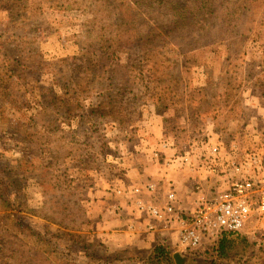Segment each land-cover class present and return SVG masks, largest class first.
Instances as JSON below:
<instances>
[{"label":"rangeland","instance_id":"rangeland-1","mask_svg":"<svg viewBox=\"0 0 264 264\" xmlns=\"http://www.w3.org/2000/svg\"><path fill=\"white\" fill-rule=\"evenodd\" d=\"M207 4L0 0V264H138L101 234L122 201L146 215L131 182L152 159L190 182L264 175V0ZM230 238L224 258L181 252L264 264V214Z\"/></svg>","mask_w":264,"mask_h":264},{"label":"built area","instance_id":"built-area-1","mask_svg":"<svg viewBox=\"0 0 264 264\" xmlns=\"http://www.w3.org/2000/svg\"><path fill=\"white\" fill-rule=\"evenodd\" d=\"M256 165L257 160L252 159L246 167ZM226 182L224 190L215 188L211 197L200 200L192 212L177 211L172 192L166 194V202L162 208L142 201H137L136 205L140 212H144L150 218L146 225L148 231L155 229L156 222L166 225L174 223L177 225L179 244L184 249L196 251L203 242H207L208 250L217 253L218 241L223 234L238 233L249 219L264 214L263 174L255 175L253 171ZM145 188L150 193L156 190L154 184H147ZM134 191L138 192L139 189Z\"/></svg>","mask_w":264,"mask_h":264},{"label":"crops","instance_id":"crops-1","mask_svg":"<svg viewBox=\"0 0 264 264\" xmlns=\"http://www.w3.org/2000/svg\"><path fill=\"white\" fill-rule=\"evenodd\" d=\"M156 135L158 137L161 136L159 130L158 133L156 132ZM172 167H165L159 160L155 159H152L151 164H143L141 168L142 173L139 174V178L138 176L135 177L136 180L133 178L134 181L131 183L134 186L135 184H141L142 186L146 183H153L156 186V190L153 193L145 191L146 194L142 195L141 200L162 208L166 202V194L172 192L175 196V209L188 213L194 211L200 200L210 198L215 188L224 190L227 186L222 181V184L218 185L217 181L222 178H217L214 175L207 176L209 175L208 172L203 170L196 172L199 175L196 176L193 182H190L188 179L180 177L177 172H173L170 169ZM132 197L136 199L134 196ZM121 207H123L122 210L118 213L112 212V215L109 216L118 229L101 235L109 237L110 240L114 239L115 244L121 245L123 248L118 251L126 249L124 253L130 255L128 260H136L135 263L141 264L142 262L139 259L142 256L140 255H147L143 254L145 252L150 255L156 246H162L171 255L177 252L182 254L181 250L184 248L179 244L177 225L172 223L166 226L164 223L156 222L155 229L148 231L146 228V225L150 222L148 216L143 214L144 216L141 215L140 219L136 213H131L130 209L133 208V204L131 208H128L125 206L124 201H122ZM178 245V249L172 248ZM133 254L135 257H133Z\"/></svg>","mask_w":264,"mask_h":264},{"label":"trees","instance_id":"trees-1","mask_svg":"<svg viewBox=\"0 0 264 264\" xmlns=\"http://www.w3.org/2000/svg\"><path fill=\"white\" fill-rule=\"evenodd\" d=\"M234 2L235 7H237L242 1H248V0H232ZM196 2L201 4L200 9L204 10L206 9V12H209L207 0H196ZM181 19V16L179 14H173V20L171 21V26L176 27L177 23ZM194 27V26H193ZM195 28V27H194ZM208 33H204V35H207ZM194 41L195 39L192 37H189V41L185 42V48L182 49V51H186L192 47H194ZM232 234H223L220 240L218 241L217 245V256L220 258H224L227 256L228 249L231 248L233 240L230 238ZM148 261L152 264H170L172 263V256L170 252H168L165 248L162 246H156L151 254L147 257Z\"/></svg>","mask_w":264,"mask_h":264},{"label":"water","instance_id":"water-1","mask_svg":"<svg viewBox=\"0 0 264 264\" xmlns=\"http://www.w3.org/2000/svg\"><path fill=\"white\" fill-rule=\"evenodd\" d=\"M175 264H187L188 258L181 253L177 252L173 254Z\"/></svg>","mask_w":264,"mask_h":264}]
</instances>
